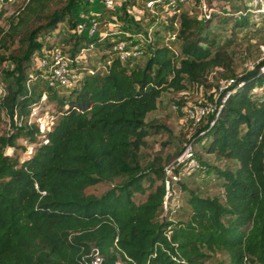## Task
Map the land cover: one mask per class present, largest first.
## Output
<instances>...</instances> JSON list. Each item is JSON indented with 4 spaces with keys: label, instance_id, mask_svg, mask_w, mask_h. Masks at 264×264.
Segmentation results:
<instances>
[{
    "label": "trees",
    "instance_id": "obj_1",
    "mask_svg": "<svg viewBox=\"0 0 264 264\" xmlns=\"http://www.w3.org/2000/svg\"><path fill=\"white\" fill-rule=\"evenodd\" d=\"M63 1L28 0L0 24V71L6 81L0 111L7 110L12 119L10 132L0 136V264H79L93 245L102 264H206L217 250L228 259L215 264H264V59L223 90L214 123L200 125L187 138H209L208 152L234 161V167L212 169L222 196L201 195L182 182L189 192L188 217L160 218L165 179L173 189L179 178L167 176L158 156L141 165L140 149L149 134L146 116L164 90L184 89L205 80L211 69L230 66L227 53L214 48L213 19L201 23L182 13L178 27L155 26L152 38L141 42L142 53L122 60L113 50L117 32L107 24L114 17L130 22L133 15L118 5L85 0L84 13L97 9L98 32L73 37L56 30L60 22L73 27L82 20L73 18ZM132 3L144 6V0ZM147 21L134 19L130 28L146 35ZM247 22L244 17L234 25ZM167 32L174 37L166 44ZM69 42L72 58L84 46L102 50L103 65L78 60L77 86L52 87L35 66L38 56L58 45L67 53ZM7 59L11 68L1 67ZM30 72L35 78L28 83ZM43 92L59 107L49 141L23 160L5 154L7 145L23 147L18 137L35 139L36 125L18 127L14 113L27 115L28 104ZM116 177L119 182L99 195L85 192ZM137 192L146 195L136 201Z\"/></svg>",
    "mask_w": 264,
    "mask_h": 264
},
{
    "label": "rangeland",
    "instance_id": "obj_2",
    "mask_svg": "<svg viewBox=\"0 0 264 264\" xmlns=\"http://www.w3.org/2000/svg\"><path fill=\"white\" fill-rule=\"evenodd\" d=\"M88 1L90 3H100L101 0ZM84 2L85 0H67V2L65 0L64 4H68L69 8H71L73 18L86 21L87 28H89L94 19L98 21L96 15L97 9L96 7H90L88 9L89 11L84 13ZM123 2H126L127 5L123 4ZM250 3L251 0H216V9L219 11L214 16L213 21H211L209 31L216 39L214 48L218 46L220 50L227 53L230 58V66L227 68L217 66L208 72L205 80L194 81L181 90L167 89L161 93L157 107L146 116L149 134L145 136V143L140 149L141 165H144L148 159H152L156 156L161 158L164 166L172 162L176 156H178L177 152H181L183 142L195 134L200 125H209L211 119L210 115L213 113L211 109H208L200 121H195L189 118L187 109L191 106L206 104H210L209 106L212 108L214 106L216 107L223 90L227 86L233 84L237 77L253 70L255 65L264 59V13L254 12V9L249 10ZM17 4L18 3L15 2L6 4L0 3V24H6L7 16L14 13V9L17 10L19 8ZM113 4L118 5L120 10L127 9V12L133 15L130 22H123L116 17L110 20L112 21L111 23L115 22V25L111 26L113 30L117 31V34L114 35L119 38H125L128 36L126 34L129 33L131 38L138 39L141 43L143 38H138L135 32L130 28L131 22L133 23V20L136 19L134 15L140 7L137 4H133L132 0H113ZM60 5L61 4H59V6ZM56 7H58V5H55L53 8ZM244 17L247 18V23L234 25V22L243 20ZM200 22L203 23V21ZM87 28L83 31H78L76 25L72 27L69 22H60L56 30H60L61 33L72 35L73 37H76L79 32L84 36L94 35L98 32V30L95 29V31L89 34ZM125 29L128 31L125 32ZM168 38L169 33H165L164 41L168 42ZM45 41L46 38L44 39V42ZM70 46H72V42L66 44L67 53H62L66 64L72 66L73 62L69 61V58L73 59L71 53H69ZM102 52V50L97 48H87L84 46L78 60L82 61L85 59L86 61L88 60L90 64L101 67L104 62L101 60ZM61 60L63 61V58H61ZM142 60H144V58L138 61ZM10 62V59L5 60L1 67L11 68L12 65H10ZM65 68L68 69L67 67ZM3 73L4 72L0 73V82L6 84ZM253 90H255V87ZM67 93V91H61L60 94ZM48 109L58 118L59 107L55 100H49ZM0 113V136H3L10 132L12 119L9 116V112L5 109H1ZM22 137L23 136L17 138L16 141L18 144L23 143ZM208 141L209 138L204 137L195 140V142L191 141L194 146V158L197 162V167L191 174H188L185 172V163L178 166L181 170L179 173V182L176 184L174 183L173 189L170 190V194L168 193L169 196L166 199V204L163 206L164 209L160 214V218L166 216L172 219H186L188 217L187 215L190 213V206L187 202L189 192L183 189L181 185L182 182H185L188 188L197 191L201 195L220 194L222 196L223 188L220 185V178L212 169L214 166L220 168L234 167V161L221 157L214 152H208L206 149ZM15 155L19 156V159H23L22 156H24V154L21 147L17 148ZM120 179V177H116L112 180L101 181L95 185L86 187L85 192L99 195L113 184L118 183ZM145 195L146 193L142 194L137 192L134 195V199L140 201ZM173 206H175V209L172 210V212L168 211L169 208ZM227 259L228 256L224 250H217L206 261V264H215L219 260L226 261ZM119 264L126 263L121 260ZM245 264L257 263L246 262Z\"/></svg>",
    "mask_w": 264,
    "mask_h": 264
},
{
    "label": "built area",
    "instance_id": "obj_3",
    "mask_svg": "<svg viewBox=\"0 0 264 264\" xmlns=\"http://www.w3.org/2000/svg\"><path fill=\"white\" fill-rule=\"evenodd\" d=\"M27 1L28 0H0V3H18L17 7L19 8L17 10L14 9L13 11L18 12V10L22 8L27 3ZM102 1H104L106 6L108 7L115 6V4H113V0ZM249 9H254L257 12L264 13V0H251ZM218 11L219 10L216 9V0H144V6L140 8L134 16L136 17V19L143 17L144 21L149 20V24L147 25L146 35H144L143 33H139L136 36L142 37V41H145V39H151L155 26L159 24H169L173 27H178L180 22L179 16L182 13L187 14L189 17L194 18L197 21H205L209 18L213 19ZM111 22L112 21H109L107 24L110 28H112L111 26L115 25V22ZM91 24V27L87 28V22L80 20L76 26L80 31H83L87 28L89 30V34H91L97 27V20L94 19ZM112 32L115 33L117 31L113 30ZM167 33H169V38L174 37V33ZM106 34V30H102L99 32V35L102 37H104ZM126 35L128 36H126L125 38H118L119 40L116 41L113 45L115 54L122 60H125L131 55L137 56L142 53L140 41L138 39L131 38L129 36V33H127ZM168 42H166V44ZM43 53V56H38L35 65L41 70V76L46 77L52 87H76L80 75L77 73L74 64L78 61L81 55L79 54L73 59L69 58V61L73 62V65L69 66L64 61V56L59 46H54L51 49H46L43 51ZM61 58H63V61L61 60ZM65 67H67L68 69H66ZM261 70L264 71V62L261 65ZM34 73L35 72L29 73L28 83L29 80L35 78ZM5 92V86L2 82H0V97L5 94ZM47 99V94L43 92L38 100H35L28 104L27 115L23 112L14 113V119L18 127L25 128L32 123L37 127L34 140H29L25 136L22 137L23 143L21 144L23 145V147L21 145L20 147L24 154V156H22L23 159L30 157L37 145L47 143L49 141L48 132L53 129L57 120L56 115L54 113H51L48 109ZM222 100H224V98ZM209 105L210 104L191 106L187 109V115L189 116V118H192L195 121H200L208 111V109H211L215 115L209 121V125H212L219 113L221 105H217V108L215 106L212 108ZM16 150L17 148L14 145H7L4 149V153L13 155ZM194 157L195 151L193 143L190 140H185L183 142L182 150L178 154V156H176V158L172 162H169L164 166L167 176H170L172 180L178 179L181 170H179V173H175L173 171V167L180 166L183 163H185V171L189 172L194 170L197 167V162ZM165 184L166 193L164 195V205L166 204V199L169 196V192L171 190L170 178L166 177ZM102 262L103 256L98 246L95 245L91 246L89 251L82 255L79 260V264H102Z\"/></svg>",
    "mask_w": 264,
    "mask_h": 264
}]
</instances>
